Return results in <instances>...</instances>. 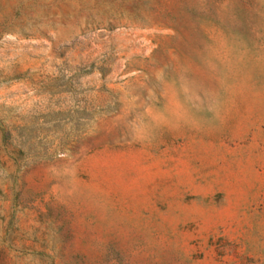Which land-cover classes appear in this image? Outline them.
<instances>
[{
    "label": "rangeland",
    "instance_id": "1",
    "mask_svg": "<svg viewBox=\"0 0 264 264\" xmlns=\"http://www.w3.org/2000/svg\"><path fill=\"white\" fill-rule=\"evenodd\" d=\"M0 264H264V0H0Z\"/></svg>",
    "mask_w": 264,
    "mask_h": 264
}]
</instances>
